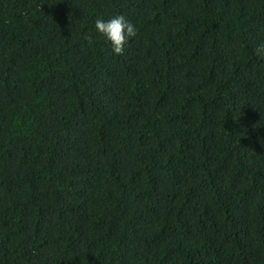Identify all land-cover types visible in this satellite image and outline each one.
Listing matches in <instances>:
<instances>
[{
	"label": "trees",
	"instance_id": "obj_1",
	"mask_svg": "<svg viewBox=\"0 0 264 264\" xmlns=\"http://www.w3.org/2000/svg\"><path fill=\"white\" fill-rule=\"evenodd\" d=\"M0 264H264V0H0Z\"/></svg>",
	"mask_w": 264,
	"mask_h": 264
},
{
	"label": "clouds",
	"instance_id": "obj_2",
	"mask_svg": "<svg viewBox=\"0 0 264 264\" xmlns=\"http://www.w3.org/2000/svg\"><path fill=\"white\" fill-rule=\"evenodd\" d=\"M94 31L104 37L111 45L112 53L117 56L122 55L125 45L137 36L135 24L119 14H114L108 19L98 17Z\"/></svg>",
	"mask_w": 264,
	"mask_h": 264
}]
</instances>
